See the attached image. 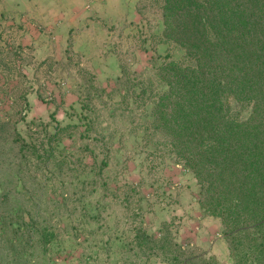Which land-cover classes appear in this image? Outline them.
<instances>
[{
  "label": "rangeland",
  "instance_id": "obj_1",
  "mask_svg": "<svg viewBox=\"0 0 264 264\" xmlns=\"http://www.w3.org/2000/svg\"><path fill=\"white\" fill-rule=\"evenodd\" d=\"M4 1L0 119L16 120L29 146L0 145V264H174L164 259L170 243L203 254L201 264H264V237L234 233L206 211L195 173L142 138L152 104H142L138 80L165 61H188L162 39L159 0L67 5L77 18L59 45L56 0L14 11ZM34 145L52 148L55 164L39 163ZM164 227V251L138 244V228L160 237Z\"/></svg>",
  "mask_w": 264,
  "mask_h": 264
},
{
  "label": "trees",
  "instance_id": "obj_2",
  "mask_svg": "<svg viewBox=\"0 0 264 264\" xmlns=\"http://www.w3.org/2000/svg\"><path fill=\"white\" fill-rule=\"evenodd\" d=\"M159 2L162 39L183 49L188 61H165L153 76L138 80L142 104H152L151 121L145 123L142 138L195 173L206 211L221 215L234 233L263 238L264 0ZM122 69L120 80L129 82ZM246 107L251 113L241 118ZM4 118L0 119V145L10 139L20 152L25 151L29 145L18 132L16 120ZM53 139L56 134L46 141L51 145ZM32 147L39 163L53 159L55 164L52 148L37 153L38 145ZM54 232L44 228L45 242ZM136 232L138 244L145 241L153 252L166 249L169 231L165 227L160 237L142 228ZM172 245L175 248L164 255L165 260L174 264L204 261L203 254Z\"/></svg>",
  "mask_w": 264,
  "mask_h": 264
},
{
  "label": "crops",
  "instance_id": "obj_3",
  "mask_svg": "<svg viewBox=\"0 0 264 264\" xmlns=\"http://www.w3.org/2000/svg\"><path fill=\"white\" fill-rule=\"evenodd\" d=\"M4 2L7 3V0H5ZM9 2L12 5L11 9L14 11L17 10V8H15L18 7L17 4H20L21 6H27L28 8V6L30 5L41 3L42 0H10ZM78 2L79 0H56V44L58 45L60 43H63V40L68 39V30L71 26V24L69 25V21H72L77 18L72 8L67 5H73ZM30 13L35 12H33V9H31ZM31 17L37 19L38 16L36 17L31 14ZM36 52L40 54L44 52H46L47 54H51V52H49V49H47V45L44 43L36 44Z\"/></svg>",
  "mask_w": 264,
  "mask_h": 264
}]
</instances>
